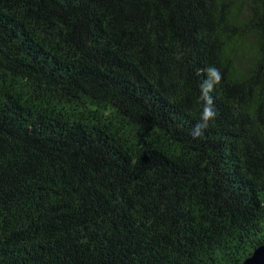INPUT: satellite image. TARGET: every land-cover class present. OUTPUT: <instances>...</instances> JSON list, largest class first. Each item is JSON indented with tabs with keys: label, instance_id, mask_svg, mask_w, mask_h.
<instances>
[{
	"label": "trees",
	"instance_id": "16d2710c",
	"mask_svg": "<svg viewBox=\"0 0 264 264\" xmlns=\"http://www.w3.org/2000/svg\"><path fill=\"white\" fill-rule=\"evenodd\" d=\"M262 241L264 0H0V264H240Z\"/></svg>",
	"mask_w": 264,
	"mask_h": 264
},
{
	"label": "clouds",
	"instance_id": "9594fccd",
	"mask_svg": "<svg viewBox=\"0 0 264 264\" xmlns=\"http://www.w3.org/2000/svg\"><path fill=\"white\" fill-rule=\"evenodd\" d=\"M206 71L209 75V80L205 81L201 85L202 95L200 97V99L205 102V106L203 108L202 115H201L202 122L198 123L193 130L192 135L194 137L199 136L201 134V130L207 127L208 121L213 119L216 115L212 107L213 102H212V98L209 96V92L212 91L215 84H218L220 82L221 77H220L219 70L214 67H210L206 69Z\"/></svg>",
	"mask_w": 264,
	"mask_h": 264
},
{
	"label": "water",
	"instance_id": "95a60500",
	"mask_svg": "<svg viewBox=\"0 0 264 264\" xmlns=\"http://www.w3.org/2000/svg\"><path fill=\"white\" fill-rule=\"evenodd\" d=\"M240 264H264V241L255 246Z\"/></svg>",
	"mask_w": 264,
	"mask_h": 264
}]
</instances>
